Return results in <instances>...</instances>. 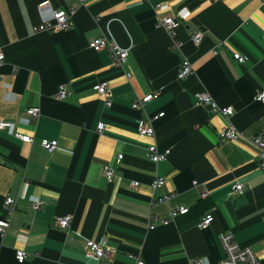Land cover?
<instances>
[{"label":"crops","instance_id":"crops-1","mask_svg":"<svg viewBox=\"0 0 264 264\" xmlns=\"http://www.w3.org/2000/svg\"><path fill=\"white\" fill-rule=\"evenodd\" d=\"M42 1L0 0V120L13 124L0 131V220L9 222L0 236V264H134L130 255L144 264H218L224 255L218 236L224 232L264 264V174L246 140L264 136V105L254 100L264 91V4L86 0L68 29L36 32ZM47 1L53 10L77 5ZM182 11L189 13L185 20L177 18ZM169 16L175 18L179 50L158 26ZM196 32L203 34L198 45L191 40ZM100 37L128 50L122 67L112 65L107 49H90ZM233 53L248 61L238 64ZM183 59L193 71L180 80ZM103 82L111 91L110 107L94 89ZM61 86L67 96L58 100ZM201 92L231 107L233 115L197 105ZM148 94L154 98L142 110L132 108ZM31 107L39 108V116L21 124ZM162 112L151 123L154 136H139L138 124ZM228 126L244 139L219 141ZM15 132L32 136L33 143L22 144ZM42 139L56 141L58 149L47 152ZM149 145L169 149L168 158L153 164ZM118 154L123 158L117 164ZM104 164L114 170L110 182ZM156 177L165 184L152 191ZM132 182L139 186L132 188ZM235 183L243 185L242 194H231ZM6 197L15 200L11 212ZM36 199L44 202L39 211L31 208ZM179 207L187 213L171 219L170 211ZM208 214L212 223L199 228ZM57 216H70L67 229L54 225ZM87 240L116 253L91 260ZM17 250L27 254L24 261L16 260Z\"/></svg>","mask_w":264,"mask_h":264},{"label":"built area","instance_id":"built-area-1","mask_svg":"<svg viewBox=\"0 0 264 264\" xmlns=\"http://www.w3.org/2000/svg\"><path fill=\"white\" fill-rule=\"evenodd\" d=\"M69 1V0H63ZM77 5L68 6L64 10H53L49 1L45 0L37 4V11L41 19V23L36 27V32L42 31H60L66 30L70 27V19L76 12L78 6H81L85 3L86 0H74ZM260 3L264 4V0H257ZM161 6H155V9H160ZM189 16L187 11H182L177 14V18L179 20H185ZM158 26L164 28L171 37L172 40V48L179 50L181 48V43L175 39V28L176 22L173 16H169L164 18L163 20L158 22ZM203 34L201 32H196L191 36V40L195 45H198L202 39ZM90 49L97 52L102 49H107L110 52L112 58V65L114 67H122L128 57V50L121 48L114 41L107 39L105 37H100L89 44ZM232 58L238 64H245L248 61V57L239 53H233ZM4 60V55L0 52V64ZM193 71L192 64L187 60L183 59L180 65V68L177 73V78L182 80L190 75ZM129 76V75H128ZM2 76L0 75V87L3 86ZM95 91L98 97L102 98L105 101V105L107 107L111 106L110 97L111 91L108 88L106 82L100 83L95 86ZM67 96V92L61 86L57 92L56 99L62 100ZM154 98L153 94H148L142 98H136L132 103V108L136 110H142L144 106L149 103ZM254 100L264 105V91L258 92L254 96ZM195 103L197 105H203L210 110L213 114H220L223 117H230L233 115V109L231 107H220L218 106L211 97L206 93H197L195 94ZM40 114L39 108L31 107L26 110V115L19 118V122L21 124H28L30 121L35 120ZM164 113H158L154 116L148 117V124L145 122H140L137 126L138 134L141 137H149L152 138L154 136V128L151 123L157 120L160 117H163ZM13 128V124L10 122H5L0 120V131L3 130H11ZM104 129V124L99 123L97 125V132L101 133ZM14 138L19 140L22 144L31 145L33 143L32 136L28 134H22L15 132ZM219 141H239L244 139L241 132L236 130L234 127L228 126L221 129L218 133ZM248 143H250L253 147L256 148L259 159V166L261 171L264 174V136L262 134H257L250 138L246 139ZM40 146L46 150L47 152H52L58 149V143L56 141H51L47 139H42L40 141ZM170 154V150H159L155 145H149L147 147V156L153 164H157L159 162L165 161ZM123 158L122 154H118L115 158V163H120ZM104 177L107 181H111L114 176L113 168L104 164L102 168ZM165 184V180L162 177H156L151 182V190L155 191L163 187ZM139 186L138 182H132V188H136ZM243 193V185L240 183H235L232 185L231 194H242ZM204 196V195H203ZM168 200V196L160 199L159 201ZM15 200L11 197H6L4 200V205L7 207L8 211H12L14 208ZM44 202L36 199L32 202L31 208L34 211H39L43 207ZM188 211L185 207H179L170 211V218L173 219L177 215H184ZM70 216H57L54 219V225L60 229H67L70 225ZM157 221V220H156ZM213 221V216L208 214L204 216L198 224V227L201 229H206L210 226ZM162 224L168 223V220H160ZM9 227V222L5 220H0V236L3 237L6 233V230ZM154 226L150 225L149 229H152ZM219 244L223 250V257L218 262V264H260L258 258L255 256L253 251L248 247L239 246L233 239V235L229 232L221 233L218 236ZM85 250L86 256L91 260H101V259H109L115 253L116 250L110 246H102L96 242L87 240L85 242ZM26 253L22 250H17L15 253V258L18 262H22L26 258ZM130 258L134 260V264H144V262L140 259L139 256L130 255ZM202 264V262H199Z\"/></svg>","mask_w":264,"mask_h":264}]
</instances>
